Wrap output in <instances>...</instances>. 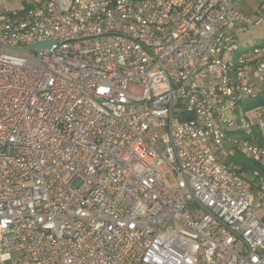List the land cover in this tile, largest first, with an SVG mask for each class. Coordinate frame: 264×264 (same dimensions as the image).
<instances>
[{
    "label": "built area",
    "instance_id": "built-area-1",
    "mask_svg": "<svg viewBox=\"0 0 264 264\" xmlns=\"http://www.w3.org/2000/svg\"><path fill=\"white\" fill-rule=\"evenodd\" d=\"M242 1L0 9V264H264L225 160L264 163V44L236 46L264 0Z\"/></svg>",
    "mask_w": 264,
    "mask_h": 264
},
{
    "label": "crops",
    "instance_id": "crops-1",
    "mask_svg": "<svg viewBox=\"0 0 264 264\" xmlns=\"http://www.w3.org/2000/svg\"><path fill=\"white\" fill-rule=\"evenodd\" d=\"M21 2V0H19ZM262 0H252L250 5H251V10L250 12H247L244 10L243 8V1H242V11L243 13L252 19H256L259 16H261L260 11H259V5L261 3ZM3 0H0V5L2 4ZM21 6V3H20ZM20 6H15V7H6V6H2L0 7V9H18ZM264 19V17H261V20L256 23V24H250L248 27V32L250 30V26H256L258 25L262 20ZM247 32V33H248ZM262 43H257V44H264L263 41H261ZM255 43L252 44H247V45H253ZM263 111H264V107H263ZM255 135L258 136V131L255 128ZM264 138V136H263ZM262 142V140H259ZM263 144H264V139H263ZM226 162H228V164L231 167H238L240 174L243 178L244 184L248 189H252L254 191V202L257 201V204H260L259 207H263L264 208V201L260 200L258 197V181L259 180H264V163H259L254 161L253 159L247 157L242 151L240 150H235L234 154L230 157H228L227 159H225ZM253 165H256V168H252ZM259 218V217H258ZM263 223V219L259 218Z\"/></svg>",
    "mask_w": 264,
    "mask_h": 264
},
{
    "label": "rangeland",
    "instance_id": "rangeland-1",
    "mask_svg": "<svg viewBox=\"0 0 264 264\" xmlns=\"http://www.w3.org/2000/svg\"><path fill=\"white\" fill-rule=\"evenodd\" d=\"M252 0H243V8L245 11L250 12V8H251V3ZM20 1L19 0H3L2 4L0 5V7L2 6H6V7H15V6H20ZM261 41L264 42V19L258 24V25H252L250 26V30L248 33L246 34H242L240 36L236 37V46L238 47V49L240 48H244L245 46H247V44H252V43H262ZM237 115V113H236ZM253 114L250 113V116H252ZM238 116V115H237ZM169 182H172L171 179L169 178ZM255 204H257V201L255 202ZM256 215L257 217L263 219V223H264V208L263 207H258L256 209ZM16 253H12V257L16 256Z\"/></svg>",
    "mask_w": 264,
    "mask_h": 264
},
{
    "label": "water",
    "instance_id": "water-1",
    "mask_svg": "<svg viewBox=\"0 0 264 264\" xmlns=\"http://www.w3.org/2000/svg\"><path fill=\"white\" fill-rule=\"evenodd\" d=\"M51 44L50 40H39L33 42L31 45H29L27 48L29 49H44L48 48Z\"/></svg>",
    "mask_w": 264,
    "mask_h": 264
},
{
    "label": "trees",
    "instance_id": "trees-1",
    "mask_svg": "<svg viewBox=\"0 0 264 264\" xmlns=\"http://www.w3.org/2000/svg\"><path fill=\"white\" fill-rule=\"evenodd\" d=\"M258 103V102H257ZM261 104H264V101H261ZM260 143H262L261 141H260ZM257 166L256 165H253L252 166V168H256Z\"/></svg>",
    "mask_w": 264,
    "mask_h": 264
}]
</instances>
